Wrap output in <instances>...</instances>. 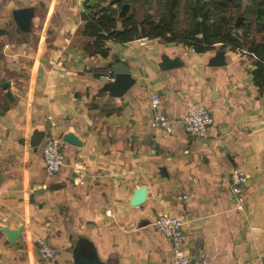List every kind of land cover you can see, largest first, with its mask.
I'll list each match as a JSON object with an SVG mask.
<instances>
[{
    "label": "crops",
    "instance_id": "0c3cea01",
    "mask_svg": "<svg viewBox=\"0 0 264 264\" xmlns=\"http://www.w3.org/2000/svg\"><path fill=\"white\" fill-rule=\"evenodd\" d=\"M109 3L0 0V264H174L154 225L162 213L184 221L190 258L264 264L256 57L247 47L197 52L159 37L111 41L107 56L92 54L81 30ZM121 8L119 20L132 4L122 18ZM17 11L27 14L24 26ZM114 67L129 69L123 94L110 86ZM155 93L173 132L152 127ZM199 103L214 118L206 138L185 130ZM51 134L65 164L50 177L43 143ZM236 170L246 174L242 204L232 193ZM39 239L57 249L55 260L40 257Z\"/></svg>",
    "mask_w": 264,
    "mask_h": 264
},
{
    "label": "trees",
    "instance_id": "16d2710c",
    "mask_svg": "<svg viewBox=\"0 0 264 264\" xmlns=\"http://www.w3.org/2000/svg\"><path fill=\"white\" fill-rule=\"evenodd\" d=\"M86 16L82 34L91 37L86 47L92 54L107 56L108 43L136 37L162 38L192 46L197 52L247 47L256 57L254 82L264 90V0H108ZM125 2L132 10L118 19ZM117 3L119 8H113ZM138 6L143 16H137ZM243 17L240 26L236 25ZM259 36V38H258Z\"/></svg>",
    "mask_w": 264,
    "mask_h": 264
},
{
    "label": "built area",
    "instance_id": "2783aa9c",
    "mask_svg": "<svg viewBox=\"0 0 264 264\" xmlns=\"http://www.w3.org/2000/svg\"><path fill=\"white\" fill-rule=\"evenodd\" d=\"M113 74H107L108 80L113 79ZM163 99L160 94L155 93L151 99L153 110L152 127L162 129L167 132H173L175 121L162 111ZM214 118L210 109L203 103L190 107L184 117L185 130L194 137L206 138L209 128L213 124ZM43 158L48 176L57 174L65 164V156L60 148L58 138L51 134L47 136L43 143ZM232 193L238 203L244 201V185L246 174L243 171L236 170L231 176ZM186 196H184L185 198ZM155 228L159 233L168 238L172 244L174 264H213L206 256L190 258L186 251V231L184 221L175 215L162 213L154 221ZM38 250L40 257L46 261L55 260L58 257V251L46 239L38 240Z\"/></svg>",
    "mask_w": 264,
    "mask_h": 264
},
{
    "label": "water",
    "instance_id": "95a60500",
    "mask_svg": "<svg viewBox=\"0 0 264 264\" xmlns=\"http://www.w3.org/2000/svg\"><path fill=\"white\" fill-rule=\"evenodd\" d=\"M211 3H213V0H210ZM130 10V4L129 3H124L122 5L121 11H120V18H122L128 11ZM14 20L16 23L20 26H24L25 23L27 22V14L24 12H14ZM243 21V17H239L236 25L240 26V24ZM220 57L223 56V52L218 53ZM220 60L214 61L215 65H220ZM112 72H116L114 78L116 79L115 82L110 83V86L113 87V90L118 93V94H123L130 86H131V81L128 80L127 74L129 73L128 68L120 69L117 67H114ZM118 80V81H117ZM117 81V82H116ZM144 198L139 199V202H142ZM76 264H102L99 261H94L92 259H89L87 257H79L76 259Z\"/></svg>",
    "mask_w": 264,
    "mask_h": 264
},
{
    "label": "rangeland",
    "instance_id": "374dc122",
    "mask_svg": "<svg viewBox=\"0 0 264 264\" xmlns=\"http://www.w3.org/2000/svg\"><path fill=\"white\" fill-rule=\"evenodd\" d=\"M141 11H142V10H141ZM141 11H140V12H137V16H138V18H140V19L142 18V13H143V12H141ZM15 40H17V38H16Z\"/></svg>",
    "mask_w": 264,
    "mask_h": 264
}]
</instances>
